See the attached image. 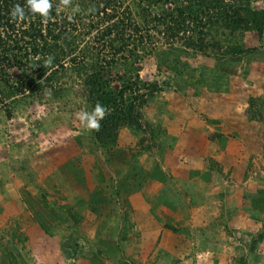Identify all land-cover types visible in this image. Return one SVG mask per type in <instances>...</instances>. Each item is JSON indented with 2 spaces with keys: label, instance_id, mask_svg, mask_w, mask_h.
I'll return each mask as SVG.
<instances>
[{
  "label": "rangeland",
  "instance_id": "374dc122",
  "mask_svg": "<svg viewBox=\"0 0 264 264\" xmlns=\"http://www.w3.org/2000/svg\"><path fill=\"white\" fill-rule=\"evenodd\" d=\"M88 1L67 6L87 26ZM127 6L141 23L135 1ZM245 42L250 53L219 61L157 35L137 68L163 93L142 130L120 129L110 149L78 118L91 111L73 73L60 94L7 97L26 77L10 69L0 86V264H264V38ZM110 73L118 87L124 70Z\"/></svg>",
  "mask_w": 264,
  "mask_h": 264
},
{
  "label": "trees",
  "instance_id": "16d2710c",
  "mask_svg": "<svg viewBox=\"0 0 264 264\" xmlns=\"http://www.w3.org/2000/svg\"><path fill=\"white\" fill-rule=\"evenodd\" d=\"M134 1L141 23L135 21L128 0H90L85 9L94 8L91 13L95 19L87 26L82 23L85 17L67 11L61 0H54L51 18L47 20L39 15L33 17L26 0H0V86L8 87L13 67L26 76L4 95L29 92L35 97L38 89L60 94L64 90L58 92L56 85L73 73L82 82L87 108L93 111L100 103L108 109L92 136L97 145L110 149L118 146L120 129L142 130L144 110L163 93L157 83L140 80L141 70L137 68L145 55L152 54L157 35L170 47L178 44L194 55L219 61L250 53L247 36L256 33L264 38V0ZM16 4L25 8L27 18L23 21L10 16ZM95 32L92 43L87 39ZM97 43L103 44V51L95 48ZM49 56L54 57L50 66L45 64ZM112 70L125 72L118 87ZM191 112L192 119L202 126L200 116ZM43 200L44 206L54 210L48 196ZM65 206L69 210L64 214L71 217L74 208ZM76 217L72 218L78 222Z\"/></svg>",
  "mask_w": 264,
  "mask_h": 264
},
{
  "label": "clouds",
  "instance_id": "9594fccd",
  "mask_svg": "<svg viewBox=\"0 0 264 264\" xmlns=\"http://www.w3.org/2000/svg\"><path fill=\"white\" fill-rule=\"evenodd\" d=\"M27 8L33 17L39 15L45 20L51 18V11L54 7V0H26ZM61 3L64 6H68L70 0H61ZM58 7V6H57ZM75 11H79V9H75ZM89 11H95L94 8L89 9ZM10 16L13 20L23 21L27 18L25 8L20 4L14 5V7L10 11ZM71 19V17H69ZM54 61V57L49 56L45 60L46 65H52ZM108 113V109L100 103H97L94 110L89 112L87 110H82L78 114V118L81 123L84 125L86 129L89 130H99L100 121L104 119L106 114Z\"/></svg>",
  "mask_w": 264,
  "mask_h": 264
},
{
  "label": "crops",
  "instance_id": "0c3cea01",
  "mask_svg": "<svg viewBox=\"0 0 264 264\" xmlns=\"http://www.w3.org/2000/svg\"><path fill=\"white\" fill-rule=\"evenodd\" d=\"M233 103H234V102H233ZM234 107H236L235 103H234V105H233L231 108H229V110L234 112V111L236 110V109H234ZM241 122H242V121H241ZM249 138H253V135L250 134V135H249ZM251 142H254V141H251ZM250 149H251V148H250ZM252 149L255 150L254 147H252ZM252 149H251V150H252ZM243 150L246 151V149H243ZM173 252H174V253H178L177 249H175V248L173 249Z\"/></svg>",
  "mask_w": 264,
  "mask_h": 264
}]
</instances>
